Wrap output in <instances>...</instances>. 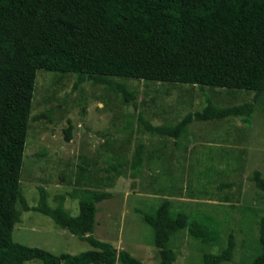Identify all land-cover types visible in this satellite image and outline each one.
<instances>
[{
    "label": "rangeland",
    "instance_id": "374dc122",
    "mask_svg": "<svg viewBox=\"0 0 264 264\" xmlns=\"http://www.w3.org/2000/svg\"><path fill=\"white\" fill-rule=\"evenodd\" d=\"M75 74L37 69L30 119L19 174V188L29 206L20 203L12 240L52 253L76 254L92 249L84 239L58 226L49 216L32 209L38 188L46 202L62 204L78 213V201L91 190L108 191L96 202L94 237L125 249L145 264H158L153 231L141 212L153 214L164 199L170 212L207 223L211 241L189 235L186 227L169 238L172 264H202L204 252L218 253L232 232V259L220 264H248L261 250L258 223L264 213V193L252 180L258 169L264 177V92L196 84L114 77L134 96L125 100L107 86L84 81L71 90ZM208 95L219 106L252 101L251 124L235 116L192 119L178 139L158 136L138 120L141 113L151 124H175L187 112L199 110ZM50 109L47 118L34 114ZM71 138H63L67 123ZM143 144L142 161L130 167L135 146ZM120 168L103 170L109 164ZM232 181L231 186L226 183ZM23 264H44L29 259ZM62 264V263H59ZM94 264V263H90ZM114 264H121L116 261Z\"/></svg>",
    "mask_w": 264,
    "mask_h": 264
},
{
    "label": "trees",
    "instance_id": "16d2710c",
    "mask_svg": "<svg viewBox=\"0 0 264 264\" xmlns=\"http://www.w3.org/2000/svg\"><path fill=\"white\" fill-rule=\"evenodd\" d=\"M75 74L71 92L84 81L100 83L134 100L123 82L114 77L196 84L264 92V0H0V264H23L38 259L44 264H145L127 250L93 236L96 202L110 197L108 191L91 190L78 201V213L63 206L65 194L51 206L45 191L31 208L49 216L58 226L86 240L92 249L76 254H55L12 240L18 221L17 203L27 210L19 188V174L30 119V105L37 69ZM252 101L219 106L206 95L205 105L185 113L175 124H151L141 113L144 128L158 136L178 139L192 119L235 116L251 124ZM51 110L34 114L47 118ZM67 123L63 138H71ZM138 143L130 167L142 161ZM120 168L109 164L103 170ZM252 180L264 193V177L253 170ZM232 181L226 183L231 186ZM153 231L158 264H172L174 250L169 238L186 227L189 235L211 241L207 223L170 212L164 199L153 214L141 212ZM260 252L248 264H264V213L258 223ZM235 237L229 232L218 252H204L202 264L232 259Z\"/></svg>",
    "mask_w": 264,
    "mask_h": 264
}]
</instances>
